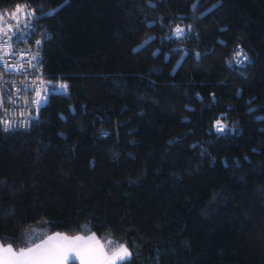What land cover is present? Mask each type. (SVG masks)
Here are the masks:
<instances>
[{
    "label": "trees",
    "instance_id": "16d2710c",
    "mask_svg": "<svg viewBox=\"0 0 264 264\" xmlns=\"http://www.w3.org/2000/svg\"><path fill=\"white\" fill-rule=\"evenodd\" d=\"M17 3L49 36L46 86L69 90L29 129L0 128V237L264 264V0H0V14ZM237 45L249 60L232 70Z\"/></svg>",
    "mask_w": 264,
    "mask_h": 264
},
{
    "label": "snow or ice",
    "instance_id": "6c2138e0",
    "mask_svg": "<svg viewBox=\"0 0 264 264\" xmlns=\"http://www.w3.org/2000/svg\"><path fill=\"white\" fill-rule=\"evenodd\" d=\"M198 7V2L193 4V9ZM35 9H31L27 3H17L14 10L11 12L5 10L0 14V81L7 73L15 72L23 74L25 72L24 65L19 62H9L5 58L9 56H16V51L13 50V43L26 40L30 33L28 29L34 28L36 20ZM55 9L46 14H51ZM16 21L13 25L9 21ZM23 23L24 28L21 30L20 25ZM191 25L188 26L190 31ZM11 33V35H10ZM185 34V29L177 26L173 29V35L181 37ZM47 35V34H45ZM148 41H145L147 43ZM41 40H36L35 44L40 45ZM223 43V42H221ZM135 51V49H134ZM155 54V53H154ZM23 59V56H21ZM249 58L243 50L237 45L230 60L226 61L229 67L235 63L237 66H243L245 61ZM38 54L33 55L31 60L27 61L28 68L33 72L39 66ZM40 79V78H37ZM23 83V81L21 82ZM44 81L40 79V84L35 85L31 89L25 86L24 91H32L35 93V99L31 101L25 100V104L32 103L39 107L45 102L48 94H67L69 85L66 83H58L51 87H41ZM6 84H11L9 81L0 83V89L4 88ZM22 89L17 87L16 92L13 93L9 102L16 104L19 96L17 95ZM0 125H3L5 132L10 131L14 125L24 123V121L9 120L8 109L4 106V97L0 95ZM215 130L218 134H225L234 129H229L220 118H215ZM39 242H35L30 236L24 241L26 246L20 247L19 250H14L13 244L15 239L0 237V264H74L75 260H79L80 264H132L134 252L130 250L128 242L116 243L113 245L112 240H108L107 244H102L97 239L96 234L90 236H68L63 233H56L54 235L40 237Z\"/></svg>",
    "mask_w": 264,
    "mask_h": 264
},
{
    "label": "built area",
    "instance_id": "2783aa9c",
    "mask_svg": "<svg viewBox=\"0 0 264 264\" xmlns=\"http://www.w3.org/2000/svg\"><path fill=\"white\" fill-rule=\"evenodd\" d=\"M20 28L23 30V23L20 25ZM27 31L30 33V35L26 40L13 43V50L16 51L17 55L5 58L7 61L12 63H22L24 65L25 72L22 75L15 72L7 73L4 75L3 81H0V83H3L4 81L11 82V84H6L4 88L0 89V95L4 97V106L8 109L9 113L7 118L9 120L24 121V123H18L17 125H14L13 128L8 132L24 131L29 129L33 122L37 120L41 108L45 105L49 98L48 94L46 96L45 102H43L39 107L32 103L25 104L26 99L29 101L35 99L34 92L30 90H23L25 86H28V88L31 89L35 85L40 84V79H42L44 83L41 87H47L45 74L43 72V43L45 39L49 38V36L42 33L41 30H36L35 25L33 29H28ZM36 40H41L42 43L40 45H36ZM36 54H38L40 63L33 72L28 68L27 61L31 60V57ZM21 56H23V59H21ZM246 63L247 61L244 62L243 66H237L235 63H233V66L230 68L232 70L242 69L246 66ZM22 81L23 83H21ZM17 87L21 88L22 91L17 94L19 96L17 103L12 104L9 102V98H12ZM0 115H3V113L0 112ZM0 128L3 133H7L3 130V125H0Z\"/></svg>",
    "mask_w": 264,
    "mask_h": 264
},
{
    "label": "crops",
    "instance_id": "0c3cea01",
    "mask_svg": "<svg viewBox=\"0 0 264 264\" xmlns=\"http://www.w3.org/2000/svg\"><path fill=\"white\" fill-rule=\"evenodd\" d=\"M55 234H56V233H55ZM52 235H54V234H52ZM91 235H92V234H91ZM87 236H90V235H87ZM96 237H97V236H96ZM97 239L100 240L98 237H97ZM100 241H101V240H100ZM101 243L104 244L102 241H101ZM74 264H78V262L75 261Z\"/></svg>",
    "mask_w": 264,
    "mask_h": 264
},
{
    "label": "rangeland",
    "instance_id": "374dc122",
    "mask_svg": "<svg viewBox=\"0 0 264 264\" xmlns=\"http://www.w3.org/2000/svg\"><path fill=\"white\" fill-rule=\"evenodd\" d=\"M16 22V21H15ZM76 262H78V264H80V261L79 260H75Z\"/></svg>",
    "mask_w": 264,
    "mask_h": 264
}]
</instances>
